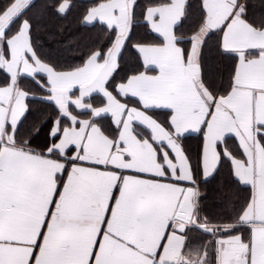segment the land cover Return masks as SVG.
<instances>
[{"label": "snow or ice", "instance_id": "obj_1", "mask_svg": "<svg viewBox=\"0 0 264 264\" xmlns=\"http://www.w3.org/2000/svg\"><path fill=\"white\" fill-rule=\"evenodd\" d=\"M75 7L0 0V264H186L170 254L193 231L211 247L196 245L191 264H264V15L249 0H200L195 18L188 0H153L148 41L137 0H95L79 22L106 42L61 65L35 36ZM210 41L231 61L219 87ZM186 133L203 139L195 165ZM225 162L247 196L209 208L200 186Z\"/></svg>", "mask_w": 264, "mask_h": 264}, {"label": "trees", "instance_id": "obj_2", "mask_svg": "<svg viewBox=\"0 0 264 264\" xmlns=\"http://www.w3.org/2000/svg\"><path fill=\"white\" fill-rule=\"evenodd\" d=\"M152 2L153 0H137L136 12L141 10L139 14H142L144 7ZM249 2L250 14L254 13L258 17L264 15V0H249ZM93 3L95 0H75L76 7L73 9V14L66 19L50 17L41 21L40 31L36 34L35 39L44 56L61 65L79 64L90 48L106 42L105 33L99 23L93 26L83 25L79 22V13H82ZM189 3L193 6L190 9L191 16L195 18L200 0H189ZM184 25L190 28L191 19L186 21ZM140 26H142L141 23L136 20L134 25L136 36L142 35ZM144 37L148 38L146 35ZM209 48L207 58L210 63L212 79L216 83H222L227 78L229 65L215 53L213 47ZM132 63H135L134 57L130 53H125L122 61L124 68L127 69L133 65ZM2 75L0 74V77ZM32 109L33 111L43 109L51 113L53 106L33 104ZM202 193L208 197L205 203L209 208L218 206L219 200L231 201L234 204L242 203L247 196V193L242 189L237 190L235 184L231 182L227 169L222 168L215 179L207 183V188Z\"/></svg>", "mask_w": 264, "mask_h": 264}, {"label": "crops", "instance_id": "obj_3", "mask_svg": "<svg viewBox=\"0 0 264 264\" xmlns=\"http://www.w3.org/2000/svg\"><path fill=\"white\" fill-rule=\"evenodd\" d=\"M189 2V0H188ZM144 10V9H143ZM141 10H139V12L136 15V20L138 21V23H141L142 26H140V29L142 30L141 33L142 35H137L136 38L137 39H144V40H148V41H153L155 39V35L150 33L145 27H144V19H143V15L139 14ZM143 12V11H142ZM189 26H185L182 30V33L187 35L189 33ZM181 32H178V35L182 34ZM146 35L148 38H145L144 35ZM214 44V41H210L209 42V47H212V45ZM209 51L206 52V56L207 53ZM224 62H226L229 65L228 68V74H227V78L225 80H223L222 83H216V85L219 87L221 85H223L224 83L227 82L228 78H229V74H230V65H231V61L219 56ZM208 59V58H207ZM133 64V63H132ZM121 75H123V73H121ZM3 79V75L0 77V80ZM102 98L99 96H94L93 98V103L99 104L101 103ZM161 119H163V115H161ZM183 146L185 148V150L190 154L193 164L195 165L197 160H198V155L200 153L201 147H202V143H203V139L202 136L198 133H186L185 137L182 140ZM228 149L234 153H238L239 149L237 147V142L235 140H229L228 141ZM222 169H227L228 173H229V164L227 162L224 163V165L221 167ZM221 168L219 169V171L221 170ZM219 173V172H218ZM217 175V174H216ZM211 181V180H210ZM235 187L238 189H242L244 192L247 193V191L244 190L243 186H237L235 184ZM207 188V184H201L200 186V190L201 192H203L205 189ZM241 191V190H240ZM188 241L189 243L186 245L184 252L181 254L179 251L175 252L174 254H170V258L171 259H178V260H183L186 262V264H191V262L193 260L199 259V257L195 256V252L198 250L195 246L199 245L200 243H207L209 248L211 247L210 243L208 242V238L207 237H203L199 232H190L188 233ZM202 251V250H201Z\"/></svg>", "mask_w": 264, "mask_h": 264}]
</instances>
